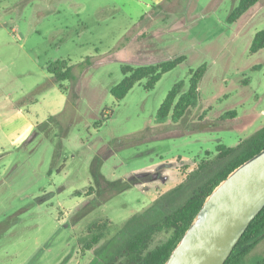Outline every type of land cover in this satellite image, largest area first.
<instances>
[{"label":"rangeland","instance_id":"obj_1","mask_svg":"<svg viewBox=\"0 0 264 264\" xmlns=\"http://www.w3.org/2000/svg\"><path fill=\"white\" fill-rule=\"evenodd\" d=\"M238 3L0 0V103L27 104L23 114L0 111V264H104L130 217L213 164L220 144L264 127V49L250 52L264 0L229 23ZM181 54L153 89L144 79L123 99L111 93L123 64ZM57 59L75 75L61 85L47 70ZM202 64L198 104L178 123H157L173 85L184 79L187 90ZM263 255L264 239L246 260Z\"/></svg>","mask_w":264,"mask_h":264},{"label":"trees","instance_id":"obj_2","mask_svg":"<svg viewBox=\"0 0 264 264\" xmlns=\"http://www.w3.org/2000/svg\"><path fill=\"white\" fill-rule=\"evenodd\" d=\"M260 0H239L228 17L229 23L236 22ZM264 49V28L257 31L250 46V52ZM185 54L142 65L123 64V78L111 87V93L117 99H123L129 91L142 80L146 88L153 89L162 76L186 60ZM60 85L64 80L75 78L73 65L66 59H57L47 66ZM207 67L200 65L191 70L189 87L184 90V79L176 82L160 105L156 121L164 124L171 117L178 123L187 111L198 104L200 82ZM63 86V85H62ZM235 111H228L225 117L234 116ZM220 154L213 164L197 169L188 174L186 180L158 198L153 205L141 213L134 214L122 227L118 242L108 249L104 264H165L173 250L180 243L187 230L193 224L206 199L214 189L236 168L264 150V127L235 147L219 145ZM96 165V164H95ZM94 176L100 182L102 175L94 167ZM109 184V183H108ZM115 192H121L132 186L131 182L110 183ZM96 205L93 204L91 209ZM91 209H85L88 213ZM159 234L166 238L154 244ZM104 237L99 233L92 237L87 248H92ZM264 239V207L251 221L241 239L224 264H264V255L248 262L247 256ZM114 242V240H113Z\"/></svg>","mask_w":264,"mask_h":264},{"label":"water","instance_id":"obj_3","mask_svg":"<svg viewBox=\"0 0 264 264\" xmlns=\"http://www.w3.org/2000/svg\"><path fill=\"white\" fill-rule=\"evenodd\" d=\"M264 207V150L223 180L165 264H224Z\"/></svg>","mask_w":264,"mask_h":264},{"label":"crops","instance_id":"obj_4","mask_svg":"<svg viewBox=\"0 0 264 264\" xmlns=\"http://www.w3.org/2000/svg\"><path fill=\"white\" fill-rule=\"evenodd\" d=\"M36 100H31L30 102H28V103H36L35 102ZM25 105H27V104H25V103H15V102H11V103H9V104H1L0 103V111H3L5 114H7V115H11V113H10V110H15V111H17V113H16V115L17 114H23V106H25ZM12 117V116H11ZM25 120V119H24ZM32 127H37L36 126V124H32ZM262 242V241H261ZM260 242V243H261ZM259 243V244H260ZM258 244V245H259ZM257 245V246H258Z\"/></svg>","mask_w":264,"mask_h":264}]
</instances>
